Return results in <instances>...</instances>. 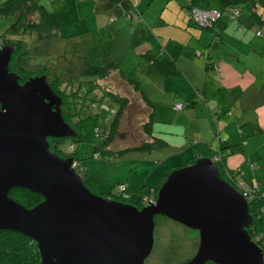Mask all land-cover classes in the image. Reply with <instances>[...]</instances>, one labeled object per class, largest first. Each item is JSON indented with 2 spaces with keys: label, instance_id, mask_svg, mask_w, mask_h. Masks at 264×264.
I'll use <instances>...</instances> for the list:
<instances>
[{
  "label": "water",
  "instance_id": "95a60500",
  "mask_svg": "<svg viewBox=\"0 0 264 264\" xmlns=\"http://www.w3.org/2000/svg\"><path fill=\"white\" fill-rule=\"evenodd\" d=\"M13 52L0 47V230L32 238L37 264H147L158 215L199 232L195 255L181 264H264L248 230L249 200L211 157L173 169L155 202L140 208L91 191L73 158L50 149L48 138L75 134L62 97L45 74L20 82ZM18 187L43 199L29 208L10 196Z\"/></svg>",
  "mask_w": 264,
  "mask_h": 264
},
{
  "label": "crops",
  "instance_id": "0c3cea01",
  "mask_svg": "<svg viewBox=\"0 0 264 264\" xmlns=\"http://www.w3.org/2000/svg\"><path fill=\"white\" fill-rule=\"evenodd\" d=\"M183 1L193 5H181L185 11L173 5L165 14L168 2L132 22L137 26L132 27L131 47L110 56L109 62L115 65L109 75L115 80H135L139 90L133 89L144 111L142 125L150 122L152 131L167 142L161 147L162 168L170 165L160 177L176 166L193 163L198 157L195 143L211 144L216 150L231 149L224 164L238 184L251 189L258 186L264 193V25L254 21L246 8L247 13L241 9L238 16L229 12L230 0H219V4ZM101 2L94 14L98 31L109 22L114 26L123 16L121 4ZM193 6L220 12L213 28L188 16ZM113 29L119 37L121 28ZM258 30L262 35H257ZM148 54L174 62L177 74L161 72ZM178 103H184V108L176 109Z\"/></svg>",
  "mask_w": 264,
  "mask_h": 264
},
{
  "label": "rangeland",
  "instance_id": "374dc122",
  "mask_svg": "<svg viewBox=\"0 0 264 264\" xmlns=\"http://www.w3.org/2000/svg\"><path fill=\"white\" fill-rule=\"evenodd\" d=\"M4 1L0 0V4ZM36 1L44 5L47 10L56 13L61 23L60 33L54 36L27 31L17 39L24 41L22 45L30 48L34 54L32 62L45 61L51 67H56L53 71L58 70L64 76H73V74L80 76L79 80H73L71 84L61 85V88L68 93L76 91V94L84 96L81 98L77 95L79 101L76 99V103L73 104L74 109L83 107L84 103L81 101L85 102V98H88L87 100L89 98L98 99L87 101L85 105L88 106L82 109V114L84 116L94 115L97 118L96 130L100 134L92 136L89 140L76 142H73L70 137L64 138L61 149L69 153L71 150L69 144L74 143V151L81 160V166L77 168V171L85 180L91 181L90 187L94 193L110 197L120 182H126L129 185L127 192L131 197L141 196L146 186L156 183L170 164L167 163L162 168L165 159L162 148H131L132 145L142 144V141L148 137L142 125L144 111L139 100V93L133 89V83L127 82L128 80H115L109 74L100 80H92L98 71L111 64L109 62L111 55L117 56L121 51L123 53L131 47L128 43L133 40L134 29L132 27L137 24H133L131 19L123 15L114 26L109 22L101 28V31H98L94 25V14L97 8L100 9L98 3L103 4L101 0ZM119 1L125 8L123 12L135 10L141 15L140 20L143 19V14L147 17L154 9L153 7L160 10L168 2L170 4L166 6L165 14H168L173 5L183 11H185V8H182L184 3L193 5L183 0ZM186 1L198 2L196 0ZM212 1L219 4V0ZM229 3L226 6L229 12L242 9L241 12L247 13L244 9L245 3L242 1L230 0ZM11 20V18L6 19L0 16V35L11 25ZM116 26L122 31L119 37L112 33ZM12 38L4 37L3 40ZM98 41L102 43H97ZM119 49L122 50L116 53ZM14 57L18 60L21 56L15 54ZM106 90H111L120 96H127L131 102L123 109L115 136L108 145L103 143L105 139L103 134L109 130L114 114L118 110V104L109 99H103V95L108 93ZM262 95L264 97V92ZM96 152L100 154L99 157L96 156ZM155 224V241L151 254L146 258L147 264H181L195 255L200 242L197 230L162 215L155 218Z\"/></svg>",
  "mask_w": 264,
  "mask_h": 264
},
{
  "label": "trees",
  "instance_id": "16d2710c",
  "mask_svg": "<svg viewBox=\"0 0 264 264\" xmlns=\"http://www.w3.org/2000/svg\"><path fill=\"white\" fill-rule=\"evenodd\" d=\"M110 5H116L121 4V1L119 0H108ZM132 2V0H130ZM243 3H245L246 9H248L250 17L256 21L260 26L264 25V0H240ZM193 8V7H190ZM189 8V13H190ZM122 11L125 9L121 6ZM235 11H239L237 9L233 10V14ZM240 13V11H239ZM137 16V20L135 19L134 15ZM123 15L127 17V19H131V22H136L141 19V15L137 14L134 11H126L123 12ZM239 15V14H238ZM236 15V16H238ZM0 16L8 19L11 18L12 23L11 25L2 32L0 35V41L4 45L7 46H15L13 47V57L9 64L10 69L14 72H16L20 77V82H23L27 80L30 76H36V75H42L45 74L47 76V80L50 84V86L53 88L56 93H58L62 97V113L65 118V120L75 129L74 136L70 137L73 142L76 141H84L89 140L92 138V136L100 134L98 130H96V122L97 118L94 115L84 116L82 114V109L88 105H85L87 101H97L98 99H90L87 100L86 98L81 101V103H84L83 107H80L78 109H74L73 104L76 103L77 95L81 98L84 97L82 94H76L75 92L68 93L65 90L61 88V85L63 84H71V81L73 80H79L80 76L77 74L73 76H64L63 73H59V71H53L56 67H51L47 62L42 63H35L32 62L33 57L32 51L30 48L22 45L25 43L21 39L18 40V36L25 34L27 31L32 32H39L43 35H54L58 36V33L60 31L61 23L59 22V19L54 11H49L46 9V7L42 4H40L36 0H5L3 3L0 4ZM110 21L114 22V18ZM212 28V27H211ZM4 37H13L11 40H3ZM14 40V41H12ZM17 54V56H21L18 60L14 57V55ZM107 56V54H105ZM148 57L151 59L153 56L148 54ZM156 63V67L165 74H177L178 68L177 65L174 64V62L169 60H154ZM31 63V64H30ZM38 65V66H37ZM114 63H111L110 65L104 67L102 70L98 71L96 73V77L92 80H100V78H105L110 73L112 67L114 66ZM58 66V65H57ZM59 67V66H58ZM60 70V67H59ZM131 83H133V86L136 90H139L138 84L135 82V80H128ZM106 94L103 95V99H109L113 103L118 104V110L114 114V118L112 119V122L110 123L109 130L105 132L103 135H105L104 144L108 145L111 143V140H113L117 124L119 123V118L123 112V109L125 106L129 104V99L127 96H120L116 94L115 92L111 90H106ZM81 93V92H80ZM87 94V93H86ZM109 97V98H108ZM77 99V100H76ZM79 101V100H78ZM77 119V120H73ZM144 131L149 134V137L147 140H145L142 144L133 147L134 148H141V149H151V148H161L164 147L167 142L164 139H161L158 137L154 131H152L150 127V122H146L144 125ZM50 143V149L61 155L65 156L66 154L72 155L74 159L78 160L79 166H81V160L79 159V156L74 151V143L71 142L69 146L71 147V150L69 153H65L61 149V143L64 141V138H56V137H50L48 138ZM211 144H204V143H195L194 150L196 151V154L198 155V158H214V156L219 155V160H216V165L219 168L221 176L226 179L230 184L236 186L237 181L235 180V176H233V173L230 169H228L224 164V158L225 156L231 152V149L229 147H224L220 150H216L211 147ZM229 150V152H226ZM114 152V151H111ZM116 152V151H115ZM97 153V152H96ZM99 153L96 154V156L99 157ZM196 159V160H197ZM194 160V161H196ZM193 161V162H194ZM182 166H176L175 168H179ZM167 171L165 174H163L162 177L157 180V182L153 185H149L145 192L141 196H134L131 197L126 189V193L129 195V198H121L124 200V202L133 204L135 206H138L139 208L142 207V199L144 195L153 188L156 195L163 184V182L166 180L169 173L173 170ZM88 187L91 189L90 180H85ZM124 183V182H120ZM258 187V186H257ZM253 189H251L252 191ZM253 199L249 200L250 205V211L252 215L254 216L253 223L249 226L248 230L250 234L253 236V238L256 240V237H258V241L256 242L261 243L264 247V193H260L257 189L253 190ZM10 196L14 198L15 200L21 202L27 207H33L37 203H39L43 197L35 193L33 191H30L26 188H12L10 190ZM115 195V194H113ZM40 261V254L37 249L36 242L17 231H11V230H0V262L6 263V264H37ZM206 264H214L212 262H208Z\"/></svg>",
  "mask_w": 264,
  "mask_h": 264
},
{
  "label": "built area",
  "instance_id": "2783aa9c",
  "mask_svg": "<svg viewBox=\"0 0 264 264\" xmlns=\"http://www.w3.org/2000/svg\"><path fill=\"white\" fill-rule=\"evenodd\" d=\"M239 11H235L234 15H238ZM135 19L137 20V16H135V14H133ZM220 16V12L218 10H203V9H198V8H190V17L192 20H194L195 22H197L198 24L206 27V28H211L213 27L214 23L218 20ZM257 35H262V32L260 30H258ZM0 46H1V41H0ZM185 106L184 103H178L175 105V108L178 110L183 109ZM212 147V146H211ZM226 152H229V150H227ZM220 156L216 155L214 156V160H219ZM73 167H75V169L77 170V168H79V162L76 160H73ZM236 188L242 193L243 196H245L248 200L253 199V190H256L257 187L253 188V190L251 191V188L246 187L242 184H236ZM113 199L116 200H120V201H124L121 198H129V195L126 193V184L125 183H119L116 187V193L115 195H111L110 196ZM157 198V195L154 191L153 188H151L143 197L142 199V206H145L149 203H153L155 202ZM256 240L258 241V237H256ZM255 240V241H256ZM258 244L261 246L263 253H264V247L262 246L261 243L258 242ZM263 262H264V254H263Z\"/></svg>",
  "mask_w": 264,
  "mask_h": 264
},
{
  "label": "flooded vegetation",
  "instance_id": "af4514ba",
  "mask_svg": "<svg viewBox=\"0 0 264 264\" xmlns=\"http://www.w3.org/2000/svg\"><path fill=\"white\" fill-rule=\"evenodd\" d=\"M4 46H7V45H4L3 43H1V46H0V47H4ZM47 81H48V80H47ZM65 156H66V157H67V156H71V157L73 158V156H72V155H69V154H66ZM73 160H74V158H73Z\"/></svg>",
  "mask_w": 264,
  "mask_h": 264
},
{
  "label": "clouds",
  "instance_id": "9594fccd",
  "mask_svg": "<svg viewBox=\"0 0 264 264\" xmlns=\"http://www.w3.org/2000/svg\"><path fill=\"white\" fill-rule=\"evenodd\" d=\"M254 239V238H253ZM255 240V239H254Z\"/></svg>",
  "mask_w": 264,
  "mask_h": 264
}]
</instances>
